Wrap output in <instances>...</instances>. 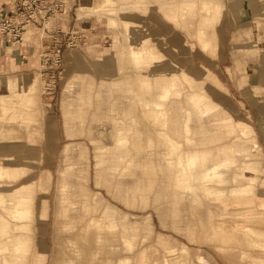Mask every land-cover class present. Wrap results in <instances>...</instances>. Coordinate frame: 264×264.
Segmentation results:
<instances>
[{
    "label": "rangeland",
    "instance_id": "1",
    "mask_svg": "<svg viewBox=\"0 0 264 264\" xmlns=\"http://www.w3.org/2000/svg\"><path fill=\"white\" fill-rule=\"evenodd\" d=\"M93 1L96 4L102 2V0ZM233 1L219 0L214 7V28L218 44L215 52L205 51L202 48L197 38L198 13L196 10L198 8L196 10L189 8L186 2L181 4L185 7L182 16L184 23L191 21L190 31L188 28L185 29L179 25L177 27V24L169 23L158 7H151L147 13L140 11L131 14L123 13L125 19L141 24L137 30L132 29L135 31L131 38L133 43L138 45L140 38L151 36L161 52L163 51L164 57L166 56L165 60L157 63L154 68L142 70L143 74L155 79L160 75L179 73L184 69L188 71H183L186 83L181 86L185 92L204 90L214 101L220 103L221 107L206 115L205 125L208 131L198 139L200 145L209 143L213 148L231 146L236 134L228 132L222 124L221 118L225 116H231L235 121L247 122L253 128L252 137L239 135V143L245 144L242 147L247 144L251 146L249 151L229 147L228 151L222 154L232 163L227 172L219 178L225 183L217 184V187L225 189L224 194L227 197L231 195L233 186L247 183V180L241 181L242 184L240 181V184H237L239 182L234 183L238 173L237 167L252 160L261 168L259 177L255 181L256 185L254 184V187L256 186L254 194L257 195L264 191V57H262L264 16L260 15L262 8L246 12L243 10L244 4L235 3L233 7ZM65 2V14L51 17L46 24L48 28L53 29L59 20L64 28V33L58 36L63 37L64 41L61 51L62 67L56 70L54 76L52 72L48 73L41 63V55L45 52L44 46L47 43H44L39 53L33 52L36 55L34 62L19 59L21 51L18 49V43L5 46L6 48L0 45V78L24 76L26 84L19 87L14 85V89L19 90L26 97L33 98L37 110H40L36 113L40 127L39 136L36 133L37 136L34 135L36 141H29L27 137L32 138L31 131L20 127L21 134L25 137L19 141L22 147L15 152V155L21 157L22 164L30 167L27 174L28 179L39 178V184L48 187L46 190L47 222L44 223L45 225L35 224L32 227L38 244L40 245L41 240L45 242L46 264H62L63 247L74 240L73 230L66 226L65 221L68 218L75 221L79 217L80 210L70 211L67 218L64 215V208L69 203V188L68 186L63 188V182L71 184L70 193L72 200L77 201V208H80L83 196L76 185L83 184L88 187L92 196L95 194L104 196L106 207L115 214L107 216L109 223L112 221L117 223L114 230H106L109 248L112 249L110 253L97 254L98 260L94 264H100L99 261L109 259L110 264H122L119 260L120 256L129 258L130 261L126 264H139L141 260H144V264H152L155 258L159 259L158 264H169L167 248L181 249L184 244L189 245L192 258L197 264H235L241 258L240 249L236 247V250L234 245L224 243L213 235L212 225L219 213V203L207 198H203L202 204L193 202L188 196L183 200L181 198V202L176 204L182 226L178 227L172 220L170 202L163 200L160 210L156 209L157 204L153 202L154 195L147 205L128 202L130 198L128 187L132 184V180L119 177L120 175L113 167L114 155L111 156L110 151L104 156L105 163L99 167L96 165L92 138H100L111 147L115 144V139L109 132L112 128L109 121H104L102 125L97 123V117L104 107H97L96 97L91 99V104L82 107L83 110L80 109L82 106V98L79 96L82 89L81 83L84 81L87 85L90 84L92 93L100 88L108 94L111 103L116 102L118 105L117 97L119 96L117 95L120 94L112 91L110 95L113 82L131 79L137 73L130 63L118 58L116 52L121 46L116 47L113 43L117 29L108 27L106 15L97 13L78 21L76 9L82 0H65ZM158 5L161 11L169 8L160 3ZM253 11L259 13L256 14ZM163 24H168V28L165 29ZM35 27L27 28L23 34V42L32 40L37 45L38 40H47L48 35ZM65 32L68 33L65 35ZM63 35L66 37L64 38ZM159 35L165 36V43L157 41ZM250 36L259 41L256 45L259 54L250 49L251 43L247 42ZM173 40L179 46L176 52L173 49ZM51 57H53L52 54ZM104 61L108 62L105 66L98 64ZM189 73L196 78L194 79ZM246 77L250 78V81H247ZM33 81L38 84L37 87L26 86ZM251 86L259 87L260 103L251 99L249 94ZM5 91L11 93L12 88L6 87ZM121 104V107H127L129 101ZM2 115L0 113V117ZM27 155L30 157L28 160L24 158ZM47 171L51 174L48 180L42 175ZM97 181L101 183L98 184ZM257 210L260 215L264 216V208L258 206ZM125 213L128 214L127 218H125ZM149 213L152 216L151 233H148L145 228V215ZM125 223H139L143 228L138 236H134V232L123 236ZM147 233L151 237L147 236ZM144 237L148 238L147 241ZM131 241L139 242L136 244L140 245L127 243ZM123 242L127 244L123 245ZM128 244L132 246H130L131 251H129ZM252 253L262 254L258 250H253ZM248 261L249 259L245 258V262Z\"/></svg>",
    "mask_w": 264,
    "mask_h": 264
},
{
    "label": "bare ground",
    "instance_id": "2",
    "mask_svg": "<svg viewBox=\"0 0 264 264\" xmlns=\"http://www.w3.org/2000/svg\"><path fill=\"white\" fill-rule=\"evenodd\" d=\"M156 1L162 5H171L169 17L177 25L185 29L189 28L191 21H186V23H184V17L182 15L185 7H182L181 4L186 2L189 8H193L194 10L198 8L196 10L198 13L196 18L198 23L197 38L205 51H216L218 44L217 35L215 33L216 29L214 28L215 17L213 14L214 7L219 0ZM235 3L244 4L245 7L243 10L246 12L262 8L261 15L264 16V0H234L232 2L233 7ZM123 7L124 4L115 0H102V2L98 4L94 3L93 0H84L81 6L78 7L77 14L79 19L93 12L98 13V15H106V22L109 28H121L127 32H131L133 20H124V18H122L121 8ZM163 25L165 29L168 28V24ZM118 39L119 36L114 35V46H117L118 43L123 46L126 61L139 63L140 61L146 60L144 52L140 48H134L130 43H120ZM247 42L251 43L250 49L256 54H259L256 47L259 41L250 36ZM178 48L179 46L176 42L173 43L175 52ZM147 53L150 54L155 61H160L165 58L161 51L153 52L149 50ZM262 53V57H264V52ZM106 63L108 62L104 61L98 64L105 66ZM147 66L153 68L154 64L150 61L147 63ZM34 78H36V76ZM246 79L250 81V78L246 77ZM24 84H26L24 76L0 78V87L2 88L0 90V113L3 114L2 117H0V264H46L47 259L45 242L41 240L40 245L38 244L37 237L33 235L32 227L35 224L45 225L44 223L47 222L48 197L46 190L48 187L39 184V178L28 179L27 174L30 167L27 164H22V162H20L21 157L15 155V152L22 147L19 141L22 137H25L21 134L20 127L25 128L26 131H31L32 138L27 137L29 141H36L34 135L36 133L38 134L40 128L38 119L36 118V113L40 110H37V105L34 104L35 100L26 97L25 94L14 89V85L19 87ZM26 86L35 88L38 84L33 81ZM81 86L82 89L79 92V96L82 98V106H80V109L83 110L82 107L91 104V99L96 97L98 99L97 107H104L97 117V123L102 125L104 121L114 122V125H112L109 131L111 136L115 139V144L112 147L105 144L100 138H92L96 165H98V167L103 165L106 161L104 156L112 149L135 150L141 153L144 159L148 160V164L144 165L148 176L147 174L144 175L143 183L137 181V183L128 190V194H130L131 198H129L128 202H139L141 205H147L149 204V199L154 195L153 202L157 204V210L161 209L163 200L170 202L173 223L178 227H182L181 219L178 217L179 209L176 206L177 203L181 202V198L183 200V198L188 196L193 202H200L201 204L203 203V198L214 200L219 203V213L217 218H215V223L212 225L213 235L224 243L234 245L236 250V247L240 249L241 258L235 262V264H264V216L260 215L259 210H257L258 206L264 208V191H261L260 194L257 195L254 194L256 187H254V184L256 185L255 181L261 172L260 166L253 160L239 165L237 167L238 173L234 183L243 180L244 182L247 180V183L242 184L241 182L242 185L233 186L231 195L228 197L224 194L225 189L219 188L220 186L217 187V184L225 183L219 178L227 172L229 166L232 165L230 159L224 158L222 154L227 152L229 147L233 149L241 148L242 150L244 149V151H249V148H251L247 143L248 147H242L245 144L239 143V135L241 134L252 137L254 130L249 123L242 122L241 120L235 121L231 116L222 117V124L228 132L236 134L235 140L231 146L227 145L213 148L209 143L200 145L194 138L195 131L190 125L193 115L195 114L197 119L202 122L204 116L211 114L214 110L221 107V105L214 101L204 90L193 91L184 95V89L177 83L175 77L172 84V94L176 101H179L181 108L186 110V120L181 129L183 135L182 140L170 138L165 129L159 132L153 130L154 133H151L152 130L148 129V122L158 124L163 128L167 127V118L164 113L156 116L148 115L149 113L147 110L143 111L144 107L163 108L165 107L163 104H142L136 102L137 99L133 98L129 100L133 103L136 102L143 112L142 122L145 124L143 125V130L146 135L152 134V136L147 137L145 142H139L133 140L132 137L134 138V136L138 135L141 130L126 123L123 110L121 112L118 111L100 88L92 93V86L90 84L87 85L82 81ZM6 87L12 88L11 93L5 91ZM111 90L120 94L117 95L119 96L117 97L119 101L129 98L122 84L114 83L113 89L111 88ZM258 93L259 87L251 86L249 93L251 99L260 103L261 98ZM27 95H29L28 92ZM31 96L33 97V95ZM168 96L169 95H161V98H168ZM115 113L119 116L115 117ZM202 129L208 131L203 125ZM101 131L103 132L102 129ZM238 131H240V133ZM37 134L35 136H37ZM160 144H165L167 148L165 152L157 156L165 161L166 164H155L153 162L156 156L155 149ZM185 144H190L192 147L185 149ZM67 146L68 144L66 147ZM24 158L28 160L30 157L27 155L24 156ZM117 169H121V174L125 175L129 172V165L123 166V168L117 166ZM42 175L47 180L51 176L48 171ZM158 175H160V177H158ZM166 176L167 178H164ZM240 182L237 184H240ZM97 183L100 184L101 181H97ZM62 186L63 188L65 186L69 188V203L66 205L67 207L64 208L65 217H69V213L72 210H80L79 217L75 221L70 218L65 221L66 226L73 230L72 236L74 240L72 243L64 245L62 264H94L96 263L95 261L98 260L97 254L107 253L112 249L109 248L110 244L108 243L109 240L107 239L108 236H106V230H114L117 223L113 221L109 223L107 221V216L109 217L115 214L106 207L104 196L101 197L97 194L92 196L88 187L83 184L76 185L77 189L81 192L80 194L83 196L82 204L80 208H77V201L72 200L70 193L71 184H67V182L65 184L63 182ZM127 216L128 214L125 213V218H127ZM145 218V228L148 233H151L152 216L149 213L145 215ZM142 228L143 226L139 225V223H125L123 236L133 232L135 233L134 236H138ZM187 229H189V227ZM148 233L147 236H150ZM141 239L143 238L141 237ZM145 239L147 241L148 238ZM127 243L134 244L135 242L133 243L131 241ZM124 244L123 242V245ZM136 245L139 246L140 244ZM137 246L135 248H137ZM188 246L184 244L181 249L168 247L167 252L169 253V257H166H168L169 264H197L193 260ZM131 247L129 251H131ZM227 248H229V246ZM253 250H258L262 254L254 255V253H252ZM245 258L249 259L247 263L245 262ZM119 260L122 264H126L130 261L127 256H120ZM158 260V258H155L152 264H158ZM99 262L100 264H110V259ZM139 264H144V260H141Z\"/></svg>",
    "mask_w": 264,
    "mask_h": 264
},
{
    "label": "crops",
    "instance_id": "3",
    "mask_svg": "<svg viewBox=\"0 0 264 264\" xmlns=\"http://www.w3.org/2000/svg\"><path fill=\"white\" fill-rule=\"evenodd\" d=\"M115 1L120 2L121 4H124V7L121 8L122 18H124L123 13H130L131 14L135 11L147 13L151 7H158L162 16L169 23L176 25V23L169 17V11H170L169 9H170L171 5H163L166 7L168 6L169 8L166 9V11H161L159 8L160 5H158V2L156 0H115ZM82 3H83V0H82ZM81 4L78 7H80ZM78 7H77V9H78ZM77 9H76V19L78 21H82L83 19L88 18L89 16H91L93 14H97V13L93 12V13L87 14V15H85L79 19L78 14H77ZM234 12L237 13L236 11H233V13ZM253 12H255L256 14L259 13L258 11H253ZM241 13L243 14V12H241ZM188 18L189 19L191 18L190 15L188 16ZM124 20H130V19L124 18ZM132 25H133L132 29L135 28V30H137L141 24L133 21ZM176 26L178 27V25H176ZM33 28H34V26H33ZM222 28L224 29L223 26H222ZM53 29L54 30L62 29L64 31L63 25L59 20H58L57 24H55ZM115 29H117V33L115 35L119 36L118 42L120 41V43L122 42L123 44L130 43L134 48H136V47L140 48L144 52V57L146 58L145 61H140L139 63L126 61L123 46H121V44H119V43L117 44V46H121L120 48H118V51L116 52L118 58L121 59L123 62L130 63L137 73V75L131 79H126L123 81L122 80H116L113 82V84L114 83L122 84L125 87L128 95H129V98H125L123 100H120L118 103L119 106L117 105L116 102L112 103V104L115 105V107L118 111H120V112L122 110L124 111L125 121L128 125H131L132 127H136L139 130H141V132H139L138 135L134 136V138L131 136L132 139L135 141H139V142H145L147 140V137L152 136L151 133H154L153 130L159 132V131H163L165 129V130H167V133L169 134L170 138L182 140L183 135H182L181 129H182V126L186 120V114H185L186 110L182 109L179 101H176V99L174 98V96L172 94L173 93L172 84L174 82L175 77H176L177 83H179L180 85L185 84L186 81H185L184 76H183V71H186V70L183 69L179 73L173 72L170 75H160L159 77H156L155 79H151L149 77V75L143 74L142 70L151 69V67L147 66V63H149L150 61L152 62V64H154V67H155L157 65V63L162 62L166 58V56H165V58L163 60L155 61L154 59H152L151 55L147 53L149 50H151L153 52H155V51L160 52L161 51L158 48L156 42L153 41V38L151 36H145L144 38H140V42L138 43V45H135L131 39L132 36H134L135 31L132 30V32H127L121 28H115ZM188 30L189 31L191 30V26H189ZM67 33L68 32H65V35ZM195 34L196 33H194V35ZM189 35H190V33H189ZM65 37L66 36H64V38ZM220 39H221V37L219 36V40ZM254 39H256V38H254ZM165 40H166L165 36H162V35H159L157 38V41H159L160 43H165ZM171 40L172 39H170V41ZM174 41L175 40L172 41V44L175 43ZM38 42L39 43H37V45H35L32 40H30L28 42L18 43L19 44L18 49H19V51H21L19 54V59H21L23 61H27V62L33 60L36 56L33 52L39 53V51L43 49V45H44V43L47 42V40H45V41L44 40H42V41L38 40ZM14 45H16V44H14ZM1 47L4 48L5 46L1 45ZM33 62H34V60H33ZM186 72H188V71H186ZM189 74H191V73H189ZM193 78L195 79L196 77L193 76ZM110 90H111V88H110ZM102 92L108 97V94H106L105 91H102ZM111 93H112V90L110 91V95H111ZM184 93H185L184 95H186L190 92L189 91L185 92V90H184ZM161 95H169V96H168V98L162 99ZM133 98H136L137 99L136 102H140L142 104H144V103L163 104L165 106L163 108H158V107L147 108V107H144L143 111L147 110V112L149 113L148 115H156V116L162 115L164 113L166 118H167V127L163 128L158 124H153V123L148 122L147 123L148 129H150L152 131L150 134L146 135L145 131L143 130L144 129L143 125H145L142 122V120H143L142 119V113L143 112H142L141 108L137 105L136 102L133 103L131 100H129V99H133ZM127 100L129 101V105L127 107H121L122 106L121 103L124 101H127ZM116 113L114 115H115V117L116 116L118 117L119 115ZM139 116H140V119H139ZM110 123L112 125H114V122H110ZM205 123H206V116H204L203 121L200 122L197 119V116L195 114L193 115V119H192L190 125L195 131L194 138L197 140V142H198V139L203 134L206 133V130L202 129V125L206 127ZM206 129L208 130L207 127H206ZM184 147H185V149H189L192 147V145L185 144ZM166 148L167 147L165 144H160L158 147H156V149H155V155L156 156L154 157V160H153V162L155 164H159V163L166 164L165 161L158 158V156H157L160 153L165 152ZM110 152H111V156L114 155L113 167H114V170L117 172V174L120 175L119 177L130 178L132 180V184L128 187V189H131L132 186L137 183V181L139 183H143L144 175L147 174V172L145 171L144 165L148 164V160L144 159L141 156V153H138L135 150L128 151V150H115V149H112ZM128 165H129V172L125 175L120 174L122 171H121V169L118 170L117 166L123 168V166H128ZM147 176H148V174H147ZM158 177H160V175H158ZM98 178L100 179L99 176H98ZM164 178H167V176ZM145 194H146V192H145Z\"/></svg>",
    "mask_w": 264,
    "mask_h": 264
},
{
    "label": "built area",
    "instance_id": "4",
    "mask_svg": "<svg viewBox=\"0 0 264 264\" xmlns=\"http://www.w3.org/2000/svg\"><path fill=\"white\" fill-rule=\"evenodd\" d=\"M65 12V0H0V44L11 46L21 43L27 28L36 26L48 35L41 63L54 76L62 67L64 41L58 36L64 31L50 29L46 24L51 17Z\"/></svg>",
    "mask_w": 264,
    "mask_h": 264
}]
</instances>
